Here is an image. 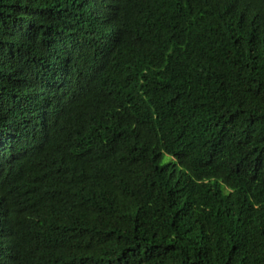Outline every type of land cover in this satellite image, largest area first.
Here are the masks:
<instances>
[{
    "label": "trees",
    "instance_id": "16d2710c",
    "mask_svg": "<svg viewBox=\"0 0 264 264\" xmlns=\"http://www.w3.org/2000/svg\"><path fill=\"white\" fill-rule=\"evenodd\" d=\"M0 264H264V0H0Z\"/></svg>",
    "mask_w": 264,
    "mask_h": 264
}]
</instances>
